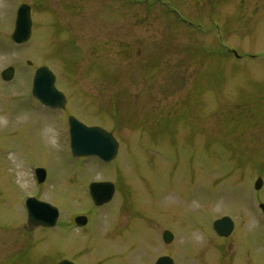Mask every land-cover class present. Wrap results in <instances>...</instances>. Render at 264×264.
Returning a JSON list of instances; mask_svg holds the SVG:
<instances>
[{"label":"rangeland","instance_id":"rangeland-1","mask_svg":"<svg viewBox=\"0 0 264 264\" xmlns=\"http://www.w3.org/2000/svg\"><path fill=\"white\" fill-rule=\"evenodd\" d=\"M20 3L32 28L15 45ZM194 7L184 12L210 18V37L159 0H0V72L15 68L0 76V264H264V0H210V17ZM40 65L65 110L32 97ZM68 114L114 135L112 162L70 155ZM94 180L115 184L101 207ZM26 196L57 207L55 227L25 229ZM78 214L88 225H74ZM224 215L235 225L227 238L212 225Z\"/></svg>","mask_w":264,"mask_h":264},{"label":"water","instance_id":"water-1","mask_svg":"<svg viewBox=\"0 0 264 264\" xmlns=\"http://www.w3.org/2000/svg\"><path fill=\"white\" fill-rule=\"evenodd\" d=\"M31 7L27 3L21 4L16 13L15 28L12 33V40L16 44L26 42L31 33ZM30 64V62H28ZM14 76V68L9 66L2 70L1 77L9 81ZM31 94L37 98L41 104L50 108H64L66 98L62 92L55 87V76L46 66H40L34 72L32 78ZM69 138L71 154L74 157L79 156H96L104 162L112 160L118 148V143L113 135L99 126H87L73 116L68 117ZM38 182L45 178V171L41 168L35 169ZM262 186L261 178L255 181V189ZM89 194L96 206H101L109 202L114 194V185L111 182H91L89 184ZM264 211V204H260ZM27 219L25 222L26 230H33L37 227H53L59 216L58 209L51 204L29 197L25 201ZM77 226H83L87 223V217L78 215L74 218ZM213 228L220 236H228L233 228L232 220L224 216L213 223ZM165 243H170L173 235L170 231L165 230L162 233ZM58 264H74L73 262L63 259ZM155 264H174L168 256L159 257Z\"/></svg>","mask_w":264,"mask_h":264},{"label":"flooded vegetation","instance_id":"flooded-vegetation-1","mask_svg":"<svg viewBox=\"0 0 264 264\" xmlns=\"http://www.w3.org/2000/svg\"><path fill=\"white\" fill-rule=\"evenodd\" d=\"M175 1L177 2V0ZM179 2L181 3V5H179L177 2V5L174 4L173 7L170 0H159V5L165 14L167 12L170 13L172 17L176 20V22H178L181 26L192 30L195 29L201 32L202 35L210 37V18H208L209 23L204 26V24L198 23V21H191L190 19L192 18L184 12L187 9H192L196 5V11H199L200 8L202 14L206 11V14L208 15V17H210V14H208V10L210 11V0H191L193 6L189 3V0H179ZM76 44L77 42L74 45Z\"/></svg>","mask_w":264,"mask_h":264}]
</instances>
